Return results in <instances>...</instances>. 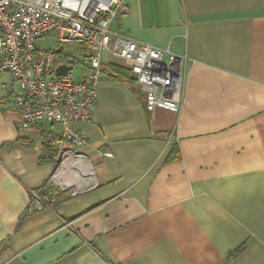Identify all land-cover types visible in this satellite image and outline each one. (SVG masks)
Here are the masks:
<instances>
[{
  "label": "crops",
  "instance_id": "obj_1",
  "mask_svg": "<svg viewBox=\"0 0 264 264\" xmlns=\"http://www.w3.org/2000/svg\"><path fill=\"white\" fill-rule=\"evenodd\" d=\"M125 4L112 34L186 59L181 110L150 114L134 83L104 76L93 119L73 125L93 185L63 191L41 160L61 127L19 130L0 72V264H264V0ZM42 188L58 200L29 212Z\"/></svg>",
  "mask_w": 264,
  "mask_h": 264
},
{
  "label": "built area",
  "instance_id": "obj_2",
  "mask_svg": "<svg viewBox=\"0 0 264 264\" xmlns=\"http://www.w3.org/2000/svg\"><path fill=\"white\" fill-rule=\"evenodd\" d=\"M129 13L125 0H0V72L9 76L2 88L10 99L18 129L41 123L58 125L61 132L42 142L41 160L55 164L46 186L66 191L64 178L93 185L95 165L77 149L90 145L74 123L93 119L96 86L104 78L102 60L121 64L134 87L144 96V108L179 113L182 107L186 59L145 43L110 32L111 22ZM52 34L58 37L62 57L41 51L36 42ZM74 52L64 53L67 46ZM65 66V75L55 69ZM100 161L112 158L96 149ZM42 188L29 194L28 211L52 209ZM71 192V191H70Z\"/></svg>",
  "mask_w": 264,
  "mask_h": 264
},
{
  "label": "trees",
  "instance_id": "obj_3",
  "mask_svg": "<svg viewBox=\"0 0 264 264\" xmlns=\"http://www.w3.org/2000/svg\"><path fill=\"white\" fill-rule=\"evenodd\" d=\"M56 56V61L60 62L62 60V58L64 59L65 57H62L61 54H56L54 53ZM103 75L107 76L109 79L115 81V82H119V83H129L133 85V81L130 77V73L129 71H127L126 69H124L121 66H117L114 64H109L107 69L105 71H103ZM49 136V135H48ZM48 136H44L43 137V142L46 141ZM176 147L174 146L172 149V153H171V157L174 158L176 153ZM50 198H51V205L54 206L55 202L58 200L57 196L52 195L51 190H46V192ZM53 208V207H52Z\"/></svg>",
  "mask_w": 264,
  "mask_h": 264
},
{
  "label": "rangeland",
  "instance_id": "obj_4",
  "mask_svg": "<svg viewBox=\"0 0 264 264\" xmlns=\"http://www.w3.org/2000/svg\"><path fill=\"white\" fill-rule=\"evenodd\" d=\"M36 46L41 51L53 52L58 47V37L56 34H52L46 38H41L36 42ZM76 49L77 45L73 44L64 48L63 52L68 54L70 52H74ZM55 186L58 187L57 183Z\"/></svg>",
  "mask_w": 264,
  "mask_h": 264
},
{
  "label": "water",
  "instance_id": "obj_5",
  "mask_svg": "<svg viewBox=\"0 0 264 264\" xmlns=\"http://www.w3.org/2000/svg\"><path fill=\"white\" fill-rule=\"evenodd\" d=\"M56 54H59L60 53V49H57L55 51ZM68 71V68L65 67V66H60L58 68L55 69V75L56 76H60V75H65L66 72ZM131 91L134 92L135 91V88L132 86L130 87Z\"/></svg>",
  "mask_w": 264,
  "mask_h": 264
}]
</instances>
